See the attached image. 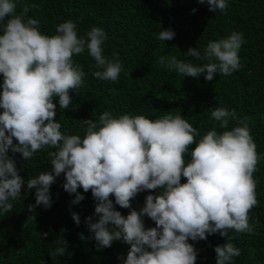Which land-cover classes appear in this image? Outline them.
<instances>
[{
    "label": "clouds",
    "instance_id": "9594fccd",
    "mask_svg": "<svg viewBox=\"0 0 264 264\" xmlns=\"http://www.w3.org/2000/svg\"><path fill=\"white\" fill-rule=\"evenodd\" d=\"M197 2H206L215 13L226 14L228 8V0ZM17 3L0 0V213L12 211L25 184L35 190L29 212L39 205L51 207L50 188L63 174L64 191L75 194L71 204L85 198L78 189L91 191L98 219L93 222L88 216L85 223L97 249L109 248L114 241L129 246L126 256L118 257L121 264H196L197 249L189 240H206L215 233L226 241L214 248L216 264H233L241 253L229 233H254L249 213L259 203L254 173L261 155L250 132L251 118L216 107L210 118L222 131L213 127L196 141L198 130L180 112L167 111L153 120L143 115L114 117L104 111L98 121L83 120V137L66 134L56 119L54 101L67 109L70 92L77 93L84 84L85 72L73 57L87 50L95 61L92 76L104 81L117 82L122 64L115 54L112 59L103 54V28L94 26L79 35L77 24L65 20L56 34L45 35L39 20L27 17L29 6L17 12ZM174 36L167 28L157 38L165 42ZM245 43L243 34L234 31L208 41L203 52L191 47L184 52L207 61L203 65L163 55L158 64L182 76L203 74L212 81L216 74L229 76L242 68L239 52ZM230 121L236 126L229 130ZM45 149H51V170L27 180L8 155L10 150L26 161ZM182 177L186 182L181 183ZM145 190L156 194L146 195L139 210L132 208L131 201ZM111 197L115 205L129 209L127 215L116 210ZM145 216L154 227H145ZM71 218L79 225L78 213L72 212ZM80 238L86 239L83 234ZM66 248L62 240L49 255L62 257Z\"/></svg>",
    "mask_w": 264,
    "mask_h": 264
},
{
    "label": "trees",
    "instance_id": "16d2710c",
    "mask_svg": "<svg viewBox=\"0 0 264 264\" xmlns=\"http://www.w3.org/2000/svg\"><path fill=\"white\" fill-rule=\"evenodd\" d=\"M25 4L30 8L27 17L39 20V30L45 35L56 34L57 25L65 20L77 24L79 35L94 26L103 28L107 35L103 54L109 59L115 54L122 64L117 82L104 81L92 76L95 61L87 50L73 57L85 72L84 84L77 93L70 92L72 104L67 109H60L58 100L54 101L56 119L66 134L83 137V120L98 121L104 111L114 117L143 115L153 120L167 111L180 112L198 130L196 141L213 127L222 131L210 118L216 107L235 109L237 116L251 118L250 132L261 155L254 173L259 203L249 213L255 232L229 234L241 253L233 258V264H264V0H228L226 14L209 11L206 2L197 0H18L16 11ZM167 28L174 31V39L160 41V30ZM234 31L242 33L246 43L239 52L242 68L229 76L216 74L212 81H206L203 74L198 78L182 76L158 64L163 55L203 65L207 61L184 52L189 47L203 52L208 41L225 38ZM234 126L236 122L230 121L229 130ZM50 150H41L26 161L19 153L9 150L8 155L15 159L18 174L27 180L51 170ZM64 182L62 174L51 186L53 202L47 209L39 205L29 212L28 206L35 204V190H28L25 184L12 211L0 213V264H121L118 257L126 256L129 246L114 241L111 247L98 250L86 226V217L92 216L93 222L98 219L91 191L78 189L85 198L71 204L75 194L64 191ZM148 194L156 193H139L131 201L132 208L143 207ZM111 198L116 210L127 215L129 209L115 205ZM72 212L79 214V225L71 218ZM143 219L145 227L155 226L147 216ZM80 234L86 239L81 240ZM62 240L67 242L66 254L51 258L49 253ZM225 242L218 233L208 235L206 240H189L197 249L196 264H216L214 248Z\"/></svg>",
    "mask_w": 264,
    "mask_h": 264
}]
</instances>
